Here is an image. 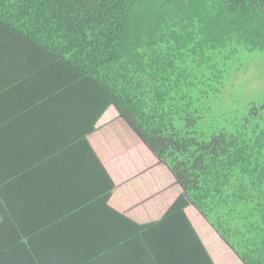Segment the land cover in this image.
I'll return each instance as SVG.
<instances>
[{
    "label": "trees",
    "instance_id": "1",
    "mask_svg": "<svg viewBox=\"0 0 264 264\" xmlns=\"http://www.w3.org/2000/svg\"><path fill=\"white\" fill-rule=\"evenodd\" d=\"M262 54L264 0H0V264H215L190 204L264 264V101L214 110ZM110 107L184 188L158 221L109 204Z\"/></svg>",
    "mask_w": 264,
    "mask_h": 264
},
{
    "label": "crops",
    "instance_id": "2",
    "mask_svg": "<svg viewBox=\"0 0 264 264\" xmlns=\"http://www.w3.org/2000/svg\"><path fill=\"white\" fill-rule=\"evenodd\" d=\"M89 139L116 184L109 204L136 223L160 220L184 192L168 164L156 156L116 108L106 111ZM114 140H120L119 145L111 149L108 145ZM107 148L110 156L106 155ZM186 213L215 264H245L194 204L186 208Z\"/></svg>",
    "mask_w": 264,
    "mask_h": 264
},
{
    "label": "rangeland",
    "instance_id": "3",
    "mask_svg": "<svg viewBox=\"0 0 264 264\" xmlns=\"http://www.w3.org/2000/svg\"><path fill=\"white\" fill-rule=\"evenodd\" d=\"M252 100L264 101V54L255 57L247 70L232 73L224 94L215 103L214 110L216 114H221L236 108L243 109ZM119 141L114 140L108 146L111 149L117 148ZM110 148H107V156H110Z\"/></svg>",
    "mask_w": 264,
    "mask_h": 264
}]
</instances>
